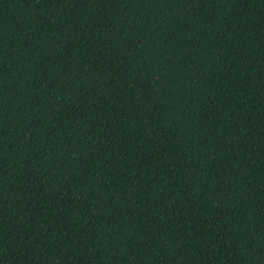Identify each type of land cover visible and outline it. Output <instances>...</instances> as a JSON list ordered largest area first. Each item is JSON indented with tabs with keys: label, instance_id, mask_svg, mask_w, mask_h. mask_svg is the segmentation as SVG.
Listing matches in <instances>:
<instances>
[{
	"label": "trees",
	"instance_id": "obj_1",
	"mask_svg": "<svg viewBox=\"0 0 264 264\" xmlns=\"http://www.w3.org/2000/svg\"><path fill=\"white\" fill-rule=\"evenodd\" d=\"M0 264H264V0H0Z\"/></svg>",
	"mask_w": 264,
	"mask_h": 264
}]
</instances>
